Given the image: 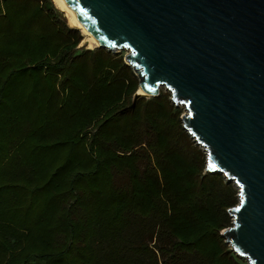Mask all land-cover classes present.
<instances>
[{
	"label": "trees",
	"instance_id": "1",
	"mask_svg": "<svg viewBox=\"0 0 264 264\" xmlns=\"http://www.w3.org/2000/svg\"><path fill=\"white\" fill-rule=\"evenodd\" d=\"M51 0H0V264H241L237 191L161 91Z\"/></svg>",
	"mask_w": 264,
	"mask_h": 264
},
{
	"label": "water",
	"instance_id": "2",
	"mask_svg": "<svg viewBox=\"0 0 264 264\" xmlns=\"http://www.w3.org/2000/svg\"><path fill=\"white\" fill-rule=\"evenodd\" d=\"M62 1L96 48L126 52L138 83L129 109L162 89L183 108L204 173L237 190L224 243L264 264V0Z\"/></svg>",
	"mask_w": 264,
	"mask_h": 264
},
{
	"label": "bare ground",
	"instance_id": "3",
	"mask_svg": "<svg viewBox=\"0 0 264 264\" xmlns=\"http://www.w3.org/2000/svg\"><path fill=\"white\" fill-rule=\"evenodd\" d=\"M53 2V5L55 8L60 10L61 12H64L65 18L67 20V23L70 26L77 27L80 29V31L84 34L85 36V45H87L88 48L96 47V42L95 40L84 30L80 24L76 21L75 17L72 15L70 10L66 7V5L63 3L62 0H51Z\"/></svg>",
	"mask_w": 264,
	"mask_h": 264
},
{
	"label": "rangeland",
	"instance_id": "4",
	"mask_svg": "<svg viewBox=\"0 0 264 264\" xmlns=\"http://www.w3.org/2000/svg\"><path fill=\"white\" fill-rule=\"evenodd\" d=\"M52 2V1H51ZM52 4H53V2H52ZM54 6V5H53ZM55 7V6H54ZM57 11H59L60 12V14H61V17L65 20V21H67L66 20V18H65V15H64V12H61L60 10H58L57 8H55ZM80 32V34L82 35V41L80 42V44L78 45V48H80V49H90V50H93V49H97L96 47H92V48H88L87 47V45L86 46H84L85 45V36H84V34L81 32V31H79ZM81 46V47H80ZM125 51H123V50H121L120 52H118V53H116V55H118V56H121L122 57V59H123V56L125 55ZM112 54V53H111ZM112 55H115V54H112ZM162 91H163V89H162ZM167 93V92H166ZM180 110H181V112H183V108H180ZM199 148V147H198ZM200 149V148H199ZM231 185L233 186V184L231 183ZM234 187V186H233ZM237 191V190H236ZM231 220V219H230ZM230 225H231V223H230ZM241 259V258H240ZM241 264H247V262L244 260V259H241Z\"/></svg>",
	"mask_w": 264,
	"mask_h": 264
}]
</instances>
